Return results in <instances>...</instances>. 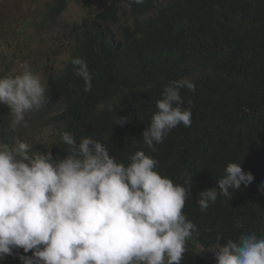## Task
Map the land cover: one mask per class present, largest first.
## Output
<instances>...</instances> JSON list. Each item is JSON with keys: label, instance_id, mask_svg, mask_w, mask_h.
Instances as JSON below:
<instances>
[{"label": "trees", "instance_id": "16d2710c", "mask_svg": "<svg viewBox=\"0 0 264 264\" xmlns=\"http://www.w3.org/2000/svg\"><path fill=\"white\" fill-rule=\"evenodd\" d=\"M68 1L54 0L41 17L24 22L20 33L54 27ZM77 1L86 13L61 27L72 37V48L44 84L47 103L40 114L50 121L51 136L34 144L23 139L21 126L13 127L10 112L8 118L0 107V145L25 141L34 152L59 158L67 151L61 135L68 132L77 143L82 137L105 143L117 161L143 150L159 161L158 174L175 184L187 186L190 178L182 211L196 231L182 264H215L207 247L217 237L264 236V0ZM77 58L91 75L90 91L74 75ZM8 59L13 55L0 52V77L11 76ZM178 79L195 84V91L181 90L191 127L174 128L152 152L142 131L163 87ZM114 115L129 121L115 125ZM229 162L240 163L253 183L201 212L198 192L217 186ZM20 255L31 252L14 250L0 264H22Z\"/></svg>", "mask_w": 264, "mask_h": 264}, {"label": "clouds", "instance_id": "9594fccd", "mask_svg": "<svg viewBox=\"0 0 264 264\" xmlns=\"http://www.w3.org/2000/svg\"><path fill=\"white\" fill-rule=\"evenodd\" d=\"M72 63L74 75L90 91L85 61ZM185 88L195 91V84L171 80L155 101L156 111L141 135L152 152L174 128L191 127V108L183 107L181 96ZM46 103L41 77L28 65L0 77V107L7 116L10 112L13 127L26 126V116L41 113ZM107 108L111 111L112 105ZM128 121L114 115L113 124ZM61 141L67 151L59 158L51 151L34 152L25 141L0 145V260L22 249L31 252L19 256L22 264H182L186 243L196 231L182 211L191 179L185 186L158 174L159 161L143 150L123 162L91 137L77 143L64 132ZM215 181L217 186L198 192L201 212L218 197L230 199L254 177L240 163L229 162ZM237 227L242 224L237 222ZM222 239L207 247L215 264H264V236L249 232L237 240Z\"/></svg>", "mask_w": 264, "mask_h": 264}, {"label": "rangeland", "instance_id": "374dc122", "mask_svg": "<svg viewBox=\"0 0 264 264\" xmlns=\"http://www.w3.org/2000/svg\"><path fill=\"white\" fill-rule=\"evenodd\" d=\"M54 0H0V52L12 54L8 59L11 76L28 65L45 84L52 72L58 70L72 48V37L61 27L74 24L85 15V7L77 0H69L67 8L54 27L31 30L22 35L20 27L27 20L38 18ZM22 138L32 144L42 143L51 136L50 121L38 112L26 116V126L18 128Z\"/></svg>", "mask_w": 264, "mask_h": 264}]
</instances>
